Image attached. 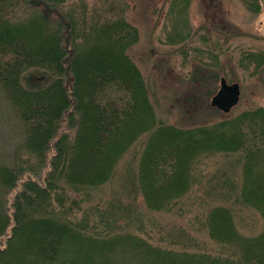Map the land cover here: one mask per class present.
Returning <instances> with one entry per match:
<instances>
[{"label":"trees","instance_id":"trees-1","mask_svg":"<svg viewBox=\"0 0 264 264\" xmlns=\"http://www.w3.org/2000/svg\"><path fill=\"white\" fill-rule=\"evenodd\" d=\"M15 1L20 5L21 0H0V87L23 129L28 152L42 160L62 118L68 116L73 128L77 114L82 116L73 147L67 136L56 144L52 175L57 170L67 183L79 187L103 185L113 178L120 159L143 130L153 129L157 143L147 147L138 167L139 192L149 210L167 211L185 197L192 186L195 158L205 150L219 149L241 150L247 155V201L264 211L263 108L241 112L230 121L188 129L160 122L147 83L128 55L139 42V30L124 18L93 23L90 32H84L85 43L77 45L70 61L74 80L69 88L64 23L38 8L28 19H16ZM182 1L190 6V0ZM64 2L42 1L49 9ZM68 20L74 38L76 21L72 16ZM250 57L260 61L259 56ZM32 70L44 80L35 84L29 78L27 88L23 74ZM45 80L50 82L43 86ZM255 155H259L257 162ZM41 165L40 172L45 169ZM22 175L21 170L0 165V187L15 189ZM27 186L34 189V194L23 195L30 208H15L13 220L7 201L0 198V241L7 237L6 246L0 249V264H264V230L257 237H243L231 211L223 206L212 208L207 227L211 238L231 251L215 256L161 248L130 232L96 237L87 227L51 210L53 202L46 201L49 190L40 189L34 181Z\"/></svg>","mask_w":264,"mask_h":264},{"label":"rangeland","instance_id":"rangeland-1","mask_svg":"<svg viewBox=\"0 0 264 264\" xmlns=\"http://www.w3.org/2000/svg\"><path fill=\"white\" fill-rule=\"evenodd\" d=\"M42 1L29 0L27 4L21 0L20 5L15 1L14 16L25 20L36 14L38 8L64 23L69 88L74 80L70 61L77 45L85 43L84 32H90L87 30L93 23L124 18L139 30V42L130 48L128 55L147 83L154 115L160 122L188 129L230 121L244 111L264 109V68L257 72L250 57L255 53L264 54V31L257 29L261 22L264 24V14L255 17L247 7L249 0H190L188 7L182 0H66L52 9ZM254 2H259L264 9V0ZM68 16L77 24L74 38ZM39 74L33 70L24 73V86L30 88L26 81L29 78L35 84L41 83L44 79ZM221 77L241 85L240 102L229 114L211 106L220 89ZM49 82L45 80L42 85ZM81 117L78 113V123L73 128L69 126L68 116L62 118L49 151L40 160L28 152L23 129L0 87V165L23 172L15 189L0 187V198L7 201L12 220L15 208H30L23 195L34 194V189L27 186L29 181H34L40 189L49 190L50 199L47 197L46 201L53 202L51 210L66 221L87 227L96 237L130 232L154 246L179 252L215 256L229 253L231 249L213 240L207 227L209 212L218 206L231 211L236 230L243 237L254 238L263 232L264 211L249 203V196L245 194L247 155L241 150L200 153L191 166L189 193L167 211L160 212L147 208L138 182L140 159L147 147L150 149L158 140L153 136V129L143 130L120 159L113 178L103 185L79 187L67 183L63 173L57 170L52 175L56 144L67 136L73 147L80 132ZM145 123L148 127V122ZM254 157L259 161V155ZM41 164L45 165L42 172L38 170ZM66 168L62 167L61 171L65 173ZM6 242L4 237L0 249Z\"/></svg>","mask_w":264,"mask_h":264},{"label":"water","instance_id":"water-1","mask_svg":"<svg viewBox=\"0 0 264 264\" xmlns=\"http://www.w3.org/2000/svg\"><path fill=\"white\" fill-rule=\"evenodd\" d=\"M240 97V85L238 83L229 84L223 77L220 81V89L211 101V106L224 114H229L239 104Z\"/></svg>","mask_w":264,"mask_h":264},{"label":"flooded vegetation","instance_id":"flooded-vegetation-1","mask_svg":"<svg viewBox=\"0 0 264 264\" xmlns=\"http://www.w3.org/2000/svg\"><path fill=\"white\" fill-rule=\"evenodd\" d=\"M255 6H257V10L254 11L252 8ZM249 11L255 16L258 17L260 15L264 14V9H261L260 3H254V2H250L249 6L247 5ZM259 31L263 30L264 31V24L263 22H261V25L258 26L257 28ZM259 56V60L257 59H253L254 63H255V68L257 70V72H259L261 70V68H264V54L263 53H255L254 56ZM259 75V74H256ZM223 78V77H222ZM225 78V77H224ZM226 79V78H225ZM227 80V79H226ZM227 82L229 83V81L227 80ZM233 83H237V82H233ZM232 84V83H229ZM239 84V83H238ZM240 85V84H239ZM240 90H241V85H240ZM242 92V91H241ZM264 110V109H263Z\"/></svg>","mask_w":264,"mask_h":264}]
</instances>
